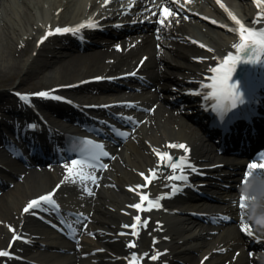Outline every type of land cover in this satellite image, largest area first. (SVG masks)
Returning a JSON list of instances; mask_svg holds the SVG:
<instances>
[{"label": "bare ground", "instance_id": "bare-ground-1", "mask_svg": "<svg viewBox=\"0 0 264 264\" xmlns=\"http://www.w3.org/2000/svg\"><path fill=\"white\" fill-rule=\"evenodd\" d=\"M31 5H36L34 10L38 13L41 11H50L54 8H58L60 6L64 7L63 19L64 20H75L84 12L83 6L81 4V0H27ZM3 3L1 0L0 4ZM47 5H49L50 9H46ZM32 6V7H33ZM13 11H18L21 9V4L19 0H15L14 5L11 7ZM71 8L77 10L76 13L71 11ZM18 19L15 17V20L5 18V24L8 27V33L5 35L2 31H0V88L5 89L8 88L7 86L12 85L13 80L22 73V70L25 69L24 65H28V75L31 76L33 74L37 77V80L41 82L44 81L46 83L55 82V84H62L72 82L74 80H78L81 78H85L88 76H92L93 74L99 72L102 69L107 67L106 64L102 63V59L100 57L104 56V53L99 57L93 51L85 52L80 54L75 59L70 58V52L66 51V49H52L55 51L56 55H60L58 66L55 67L57 60L56 57L48 58L44 56L43 62L41 64H35V62H41V60L35 59L33 63H28V60H22V58H17L14 49L16 46V37L19 34H22L24 37H30V32L27 33L26 27L36 21L35 24L41 20L40 16L36 13L31 14L29 12H23V10L18 11ZM3 18V17H2ZM40 23V22H39ZM58 51V52H57ZM144 52L148 53L149 57L152 53V47L150 46L148 39L145 40V44L141 46V49L137 48L135 52ZM17 52V51H16ZM130 53V52H129ZM95 55V56H94ZM94 56V57H93ZM93 57V58H92ZM99 57V58H98ZM88 60L86 63L85 60ZM37 60V61H36ZM149 60V59H148ZM22 64H24L22 66ZM148 64V62H147ZM47 68V69H46ZM46 69V71L42 70ZM41 73V74H40ZM4 91H0V97H3ZM84 98V96L82 97ZM168 112V111H167ZM168 116H163L161 111H156V116L153 119V123H155L151 128L146 129L145 127L142 128L141 132V142L142 144H134L128 143V148L132 150L133 155L131 157L126 156L125 162L128 163L129 166H137L142 167L145 164H149L153 161V158L149 156L146 152L148 150V146L145 143V139L157 140V141H164L166 138H184L192 141L195 144V149L198 156L208 158L210 156L211 146L203 139V136L198 134V132L192 127L193 125L189 122L188 118L176 116L173 111H171ZM19 113V112H17ZM153 134L154 138L151 137ZM221 159L220 156H214L213 161H219ZM135 175V173H133ZM135 180V176L125 172V180ZM21 187L22 184H19ZM47 187V186H46ZM45 187V188H46ZM28 194L30 192L37 193L35 191V186L25 187ZM26 192H17L18 198L21 201L26 199L24 196ZM125 195H128L125 193ZM18 202V201H17ZM16 202V203H17ZM104 202V201H103ZM108 202V201H107ZM188 204V203H187ZM186 204V205H187ZM191 204V203H189ZM110 205L105 206V202L103 206L97 207L95 210L96 214H101V212L105 214H113L114 212L110 211ZM113 206V205H112ZM176 206V205H175ZM195 207V205H190ZM187 207V206H186ZM181 208V207H179ZM188 208V207H187ZM99 209V210H98ZM10 210V206L8 203H5V211L2 215H7V212ZM206 210V209H202ZM167 221V228H168V235L171 236L172 244L169 242L166 246H169L173 250V260H171L172 264H179V259L184 260L182 257H186L190 260L189 264H194L198 261V256L192 255V253L185 254L183 253L184 248L192 247L193 249H198L202 253L201 257L213 250L214 248H222L227 247V257L232 255V248L234 247L235 242L227 240L229 238V232L226 231L222 234L213 235L211 241H206L202 239L203 236L202 230L203 228L198 227L192 220L188 219L186 216L182 215H165L164 216ZM121 218V215H120ZM119 218V219H120ZM16 222V220H15ZM8 234V230L3 226H0V247L4 246L6 241V236ZM219 236V237H218ZM178 239H183L182 243L176 244ZM174 240V241H173ZM183 244V245H182ZM121 246V244H118ZM202 245L201 247H199ZM238 246L237 244H235ZM124 251L126 252L125 247L123 246ZM122 248V249H123ZM215 256V253L212 254ZM110 256V255H109ZM200 257V258H201ZM244 255L241 254L237 257L236 261L232 264H241ZM214 259H209L207 263L212 262ZM186 261V260H185Z\"/></svg>", "mask_w": 264, "mask_h": 264}, {"label": "snow or ice", "instance_id": "snow-or-ice-1", "mask_svg": "<svg viewBox=\"0 0 264 264\" xmlns=\"http://www.w3.org/2000/svg\"><path fill=\"white\" fill-rule=\"evenodd\" d=\"M107 2V0H106ZM131 2V0H130ZM219 3V0H217ZM258 8H262V10L257 14L255 19L253 20L254 25H264V0H254ZM153 4H155V0H153ZM170 4L178 5V0H170ZM221 7H224L221 4ZM227 10V9H226ZM152 15H157L155 12ZM178 15V13H174L171 11L170 7H161V13L158 18V22L161 25H164L166 17H173ZM230 19L234 22L237 26L236 28L229 29V31H234L238 34L240 43L234 44L233 48L236 49L237 54L234 55L233 53H228L226 57H224L220 64L216 67H209V72L212 74L209 77V82L206 84H201V87L207 88L208 92L205 96L206 99L213 100L215 103L213 104V110L216 111L221 118H223L227 113L237 107L238 104L244 103L243 93L240 91L239 82L232 79V72L235 70L237 64L244 63V64H254V63H264V61H258L256 56L264 55V27L259 28H248L240 21L233 13L228 12ZM207 19V18H206ZM168 23L170 24L171 21L169 20ZM178 23V20H177ZM212 23H216V21H212ZM86 25L81 24L77 26L75 29L73 28H64L55 29V33H68V32H78L81 28H84ZM87 26H94L92 22H88ZM54 34L53 32H49L48 35ZM47 36L42 38L46 39ZM159 38V37H158ZM201 47H205L201 45ZM209 51H213L212 49H208ZM135 73H133L134 75ZM99 79V78H98ZM20 95V94H17ZM34 95H38L41 97H49L53 99H61L60 97H50L49 93L41 92ZM25 102H28L29 97L27 95L21 96ZM128 119H131L129 117ZM121 136H125V133H119ZM83 149L82 151L87 153L86 156L81 157L80 159H73L70 163L64 165L66 169V176L65 180L71 179L73 183H81L85 186V190L87 191L88 195H93V192L90 188L87 187L86 182L90 181L92 183H97V178L94 175V170L98 166V161L101 157L107 156L108 153L104 151V146L100 143H97L93 140H85L83 141ZM168 147L171 148H181L184 150L185 153L188 152V148L183 145L171 144ZM159 161L165 168L172 169L173 174L171 176L165 177L168 180H179V181H187V176L184 175L185 168H191L192 171H195V168L187 162L186 157L174 158L172 155L166 152H160L156 149L153 150ZM259 159L264 161V154H261ZM100 167H106V165H99ZM257 167L264 169V163L257 165L256 163H252L248 166L249 174H252V171ZM160 169V165H158L157 169L150 170V176H146L141 173L145 180L144 185H137L136 190L140 188L147 187L152 179L158 178L157 173ZM179 173V174H177ZM59 187V186H58ZM173 194L177 190L176 185H172ZM55 190L53 193H49L47 195L41 196L36 200H32L28 203V205L24 208V212L27 213L32 209H40L42 205H48L51 209L55 211L60 210V206L56 203L53 199ZM140 201L141 203H137L135 205H130V207H134L137 210H151L153 206L159 207V199H149L147 194L140 193ZM144 202H147V207H144ZM240 207L244 209L246 207L245 198L242 197L240 201ZM82 215V214H80ZM134 219L139 222L140 216L137 215ZM146 226V222L145 225ZM66 227L69 230V233L75 231L72 224H67ZM125 227H129L125 225ZM135 229L136 225L131 226ZM247 231V229H245ZM14 231V230H13ZM136 234L135 232L133 233ZM249 235H252L251 231H248ZM15 239H20L19 236H15ZM130 247H133L134 244H130ZM9 252L7 251H0V256H9ZM160 254L152 256L151 259L155 260L158 258ZM137 257L134 255L132 257V262H135Z\"/></svg>", "mask_w": 264, "mask_h": 264}, {"label": "rangeland", "instance_id": "rangeland-1", "mask_svg": "<svg viewBox=\"0 0 264 264\" xmlns=\"http://www.w3.org/2000/svg\"><path fill=\"white\" fill-rule=\"evenodd\" d=\"M25 78V77H24ZM34 81V79H28V81H22L21 77L18 76L15 80H14V84L13 85H16V86H19V87H29L31 86L32 82ZM1 89V88H0ZM2 90V89H1Z\"/></svg>", "mask_w": 264, "mask_h": 264}]
</instances>
